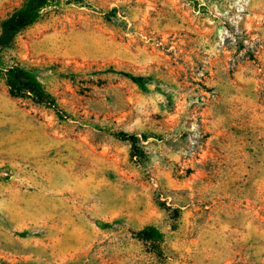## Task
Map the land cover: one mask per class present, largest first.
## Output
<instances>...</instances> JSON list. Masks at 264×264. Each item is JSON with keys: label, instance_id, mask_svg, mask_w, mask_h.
Returning a JSON list of instances; mask_svg holds the SVG:
<instances>
[{"label": "rangeland", "instance_id": "rangeland-1", "mask_svg": "<svg viewBox=\"0 0 264 264\" xmlns=\"http://www.w3.org/2000/svg\"><path fill=\"white\" fill-rule=\"evenodd\" d=\"M4 57L67 117L0 77V264H264V0H63Z\"/></svg>", "mask_w": 264, "mask_h": 264}, {"label": "trees", "instance_id": "trees-1", "mask_svg": "<svg viewBox=\"0 0 264 264\" xmlns=\"http://www.w3.org/2000/svg\"><path fill=\"white\" fill-rule=\"evenodd\" d=\"M63 0H25L24 4L16 9L1 24L0 35V77H4L9 93L14 98L30 99L34 103L47 109L53 110L55 114L64 119L67 117L57 100L47 91L38 74L19 63L10 64L5 61L4 52L10 48L11 41L15 35L38 23L44 13L51 8L61 5ZM124 76L146 91L147 82L144 77L132 74ZM117 139L131 145V156L140 158L145 156L144 147L140 139L126 132L113 134ZM140 238L149 243L160 245L164 235L155 227H147L140 233Z\"/></svg>", "mask_w": 264, "mask_h": 264}]
</instances>
